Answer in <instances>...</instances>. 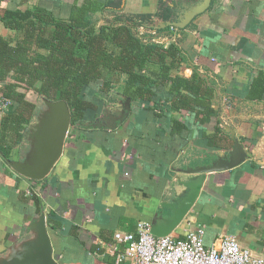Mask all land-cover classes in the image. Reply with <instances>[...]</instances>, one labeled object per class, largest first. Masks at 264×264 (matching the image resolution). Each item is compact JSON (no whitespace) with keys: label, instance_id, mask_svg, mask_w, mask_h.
<instances>
[{"label":"crops","instance_id":"obj_1","mask_svg":"<svg viewBox=\"0 0 264 264\" xmlns=\"http://www.w3.org/2000/svg\"><path fill=\"white\" fill-rule=\"evenodd\" d=\"M200 1L125 0L123 11L151 13L148 27L164 29L158 32L165 35L171 26L163 27L169 20L164 8L182 15ZM177 28L181 52L170 72L207 76L215 87L218 117L208 125L197 123L189 110L157 117L146 103L133 100L123 122L99 127L107 108L119 122L126 100L118 91L122 76L112 75V88L94 98L99 108L91 112L89 126L69 131L62 158L46 178L20 176L0 155V251L38 213L30 198L36 193L61 264H129L117 263L105 251L115 233L136 231L139 222L152 224L156 214L169 213L166 204L186 191L179 179L217 163L234 146L235 135L247 159L207 173L194 207L172 234L184 237L190 227L203 224L206 244L233 233L243 247L264 258V0H212L189 25ZM0 32L10 31L0 22Z\"/></svg>","mask_w":264,"mask_h":264},{"label":"trees","instance_id":"obj_2","mask_svg":"<svg viewBox=\"0 0 264 264\" xmlns=\"http://www.w3.org/2000/svg\"><path fill=\"white\" fill-rule=\"evenodd\" d=\"M3 1L0 22L15 32L14 37L0 32V94L12 101L0 119L5 162L13 159L36 107L28 92L66 100L72 111L70 131L89 126V113L98 110L97 100L112 88L114 74L122 76L120 94L146 103L157 117L189 110L200 125L218 117L212 102L215 87L207 76L198 71L189 77L171 74L179 45L145 41L137 34L139 25L148 26L151 13L128 14L125 0H38L25 7L27 0L15 6H3ZM171 8H164L166 19L175 15ZM98 13L112 18L100 23ZM30 198L40 212L41 197L32 193Z\"/></svg>","mask_w":264,"mask_h":264},{"label":"water","instance_id":"obj_3","mask_svg":"<svg viewBox=\"0 0 264 264\" xmlns=\"http://www.w3.org/2000/svg\"><path fill=\"white\" fill-rule=\"evenodd\" d=\"M212 0H202L190 7L178 19H169L163 24L185 28L199 14L205 12ZM155 25V24H152ZM157 25V24H156ZM36 107L26 127L24 137L18 147V155L6 158L8 165L20 176L32 180L46 178L62 158L65 142L71 128L72 111L64 99L49 100L39 97ZM132 100L126 98L120 111L119 122L106 125L105 118L97 122L99 127L115 128L123 122L132 108ZM103 120V121H102ZM115 121L116 119L113 118ZM235 143L232 149L223 153V157L209 166L191 169L188 173H197L193 178L180 180L186 187L185 193L177 195L174 203H167L170 212L156 214L151 224V232L157 236L172 234L183 222L194 207L204 184L206 174L212 171L234 168L248 157L244 145L234 135ZM0 155L2 151L0 150ZM50 225L44 208L23 225V230L10 246L0 251V264H61L55 253L54 244L49 231Z\"/></svg>","mask_w":264,"mask_h":264},{"label":"built area","instance_id":"obj_4","mask_svg":"<svg viewBox=\"0 0 264 264\" xmlns=\"http://www.w3.org/2000/svg\"><path fill=\"white\" fill-rule=\"evenodd\" d=\"M178 31L171 26L163 35L144 24L137 27V34L145 41L165 45L177 42ZM11 105L12 101L0 94V119ZM205 234L206 225L199 224L190 227L184 237L157 236L151 232V223L141 221L136 231H117L105 251L117 263L129 264H264V258L243 247L235 234H219L210 245Z\"/></svg>","mask_w":264,"mask_h":264},{"label":"rangeland","instance_id":"obj_5","mask_svg":"<svg viewBox=\"0 0 264 264\" xmlns=\"http://www.w3.org/2000/svg\"><path fill=\"white\" fill-rule=\"evenodd\" d=\"M5 1V3L3 2V6H15L14 5V2L13 1H16V0H4ZM38 0H29V1H26L25 3H24V7L25 6H31V5H33V4H35L36 2H37ZM66 2H68V1H66ZM109 14H106L105 16L103 15V14H101V13H99V14H97V16H98V18H104V17H106V16H108ZM101 23H103V22H101ZM8 31V30H7ZM8 35L10 36V37H14L15 36V32H9L8 33ZM114 79L115 80H119V77L118 76H115L114 77ZM38 96L35 94V93H33V92H28V98L31 100H34L35 101V103H38V102H40V99H39V97L37 98ZM90 115H91V113H89ZM90 115H89V119H90ZM18 149V148H17ZM16 152V151H15ZM15 157V156H14ZM13 157V158H14Z\"/></svg>","mask_w":264,"mask_h":264},{"label":"flooded vegetation","instance_id":"obj_6","mask_svg":"<svg viewBox=\"0 0 264 264\" xmlns=\"http://www.w3.org/2000/svg\"><path fill=\"white\" fill-rule=\"evenodd\" d=\"M191 7H193V6H191ZM179 16L180 15H178V14H175L174 15V17H173V19H178L179 18ZM103 115V117L105 118V123H106V125H108V124H114V123H116L117 121L115 120H113L112 119V116L110 115V113H109V109L107 108L106 110H105V113L104 114H102ZM101 116L99 117V119H100V121H101ZM103 121V120H102Z\"/></svg>","mask_w":264,"mask_h":264}]
</instances>
